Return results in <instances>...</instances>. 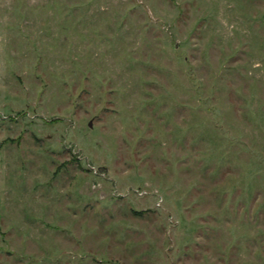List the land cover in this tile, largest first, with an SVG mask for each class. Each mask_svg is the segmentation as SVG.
I'll use <instances>...</instances> for the list:
<instances>
[{"label": "rangeland", "instance_id": "obj_1", "mask_svg": "<svg viewBox=\"0 0 264 264\" xmlns=\"http://www.w3.org/2000/svg\"><path fill=\"white\" fill-rule=\"evenodd\" d=\"M0 264H264V0H0Z\"/></svg>", "mask_w": 264, "mask_h": 264}]
</instances>
